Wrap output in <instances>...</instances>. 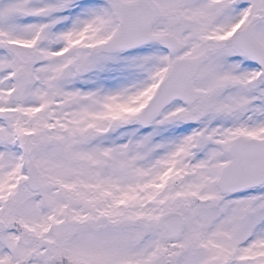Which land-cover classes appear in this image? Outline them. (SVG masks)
<instances>
[{
    "label": "snow or ice",
    "instance_id": "snow-or-ice-1",
    "mask_svg": "<svg viewBox=\"0 0 264 264\" xmlns=\"http://www.w3.org/2000/svg\"><path fill=\"white\" fill-rule=\"evenodd\" d=\"M0 264H264V0H0Z\"/></svg>",
    "mask_w": 264,
    "mask_h": 264
}]
</instances>
